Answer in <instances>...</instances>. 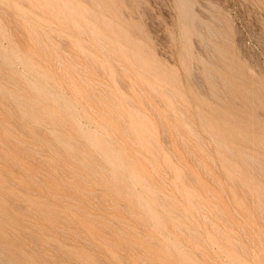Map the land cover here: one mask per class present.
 <instances>
[{"label": "rangeland", "instance_id": "1", "mask_svg": "<svg viewBox=\"0 0 264 264\" xmlns=\"http://www.w3.org/2000/svg\"><path fill=\"white\" fill-rule=\"evenodd\" d=\"M179 1L0 0V264H264V0Z\"/></svg>", "mask_w": 264, "mask_h": 264}, {"label": "bare ground", "instance_id": "2", "mask_svg": "<svg viewBox=\"0 0 264 264\" xmlns=\"http://www.w3.org/2000/svg\"><path fill=\"white\" fill-rule=\"evenodd\" d=\"M29 1H30V0H29ZM44 1L46 2V0H44ZM47 1H48V0H47ZM51 1H52V0H51ZM72 1H73V0H72ZM181 1H184V0H181ZM185 1H186V0H185ZM42 2H43V1H42ZM56 2H57V1H56ZM60 2H61V1H60ZM78 2H79V1H78ZM78 2L76 1V3H78ZM176 2H180V1H179V0L177 1V0H176ZM187 2H188V1H186V4H187ZM31 3H35V2H32V0H31ZM52 3H53V2H52ZM57 3H58V2H57ZM66 3H67V2H66ZM93 3H94V1H93ZM180 3H181V2H180ZM180 3H179V5H181ZM35 4H36V3H35ZM53 4H54V3H53ZM62 4H63V6H65L64 3H61V5H62ZM94 4H95V3H94ZM101 4H102V3H101ZM186 4H185V5H186ZM58 5H60V4H58ZM79 5H80V4H79ZM179 5H178V3H177V6H179ZM48 6H49V5H48ZM80 6H81V5H80ZM112 6H113V5H112ZM181 6H182V5H181ZM184 7H185V6H184ZM187 7H188V6H187ZM62 8H65L64 10L67 11V7H62ZM81 8H82V7H81ZM82 9H83V8H82ZM181 9H182V8L178 9V11L181 12ZM184 9H188V8H184ZM64 10H63V11H64ZM70 10L73 12V10H72L71 8H70ZM77 10H78V9H77ZM83 10H84V9H83ZM182 10H183V9H182ZM188 10H189V9H188ZM50 11H51V10H50ZM52 11H54V14H55V13L58 14L55 10L52 9ZM118 11H119V10H118ZM186 11H187V10H186ZM180 12H179V13H180ZM67 13H68V12H67ZM86 13H87V11L85 12V14H86ZM116 13H117V11H116ZM182 13H183V12H182ZM182 13H181V14H182ZM186 13H187V12H186ZM186 13H185V14H186ZM52 14H53V12H52ZM56 14H55V15H56ZM117 14H118V13H117ZM188 14L190 15L189 12H188ZM75 15H76V14H75ZM86 15H88V14H86ZM183 15H184V14H183ZM183 15H182V16H183ZM189 15H188V16H189ZM56 16L58 17L59 15H56ZM77 16H78V14H77ZM184 16H185V15H184ZM184 16H183L184 19H185V18L190 19V17H191V18L193 17V16L190 15V17L188 18L187 14H186V17H184ZM59 17H60V16H59ZM62 17H63V16H62ZM80 17H81V14H80ZM82 17H84V16H82ZM60 18H61V17H60ZM100 18H101V17H100ZM181 18H182V17H181ZM193 18H194V17H193ZM61 19H62V18H61ZM65 19H67V18H65ZM65 19L63 18L64 22H65ZM80 19H81V18H80ZM81 20H82V19H81ZM83 20H84V18H83ZM182 20H183V19H182ZM194 20H196V19H193V21H194ZM67 21H68V20H67ZM78 21H79V20H78ZM187 21H188V20H187ZM193 21H192V22H193ZM70 22H71V21H70ZM70 22H67V24H69ZM192 22H191V23H192ZM196 22H197V21H196ZM196 22H194V23L192 24V26H193ZM74 23H75V22H74ZM76 23H77V22H76ZM79 23H80V22H79ZM197 23H198V22H197ZM85 24H86V22H85ZM183 24H184V22H183ZM186 24H187V23H186ZM189 25H190V24H189ZM189 25H188V27H189ZM195 25H196V24H195ZM75 26L81 28L80 25L78 26V24L75 25ZM82 26H83V25H82ZM190 26H191V25H190ZM77 27H76V28H77ZM103 27H105V26H103ZM188 27H187V28H188ZM105 28H106V27H105ZM119 28H120V27H118V29H119ZM181 28H182V27H181ZM205 28H206V27H205ZM82 29H83V27H82ZM107 29H108V28H107ZM192 29H193V28H192ZM206 29H207V28H206ZM180 30H181V29H180ZM81 31H82V30H81ZM109 31H110V30H109ZM82 32H83V34H84V31H82ZM119 32H120V29H119ZM181 32H182V31H181ZM187 32H188V31H187ZM189 32H190V31H189ZM192 32H193V31H192ZM205 32H206V31H205ZM90 33H91V32H90ZM124 33H125V32H124ZM124 33H123V34H124ZM182 33H183V32H182ZM182 33H181V34H182ZM206 33H207V32H206ZM81 34H82V33H81ZM189 34H191V33H189ZM189 34H188V36H189ZM210 34H211V33H210ZM84 35H87V34H84ZM96 35H97V34H96ZM185 35H186V34H185ZM97 36H98V35H97ZM118 36H119V35H118ZM188 36H187V38H188ZM207 36H208V33H207ZM99 37H100V36H99ZM182 37H184V36L182 35ZM200 37H201V36H200ZM92 38H93V40L95 39V38H94V35L92 36ZM115 38H116V37H115ZM201 38L204 39V37H201ZM201 38H200V39H201ZM97 39H98V38H97ZM185 39H186V38H185ZM185 39H184V40H185ZM99 40H100V39H99ZM99 40H98V42L101 43V41H99ZM101 40H102V39H101ZM115 41H116V40H115ZM201 41H202V40H201ZM201 41H200V42H201ZM204 41L207 42V40H204ZM204 41L201 42V43H206V42H204ZM209 41H210V39H209ZM94 42H95V40H94ZM104 43H107V42H104ZM110 43H111V42H110ZM211 43H212V42H211ZM211 43L209 42L208 44H211ZM95 44H97V43L95 42ZM102 44H103V42H102ZM111 44H112V43H111ZM134 44H135V43H134ZM208 44H207V45H208ZM213 44H214V43H213ZM213 44H212V45H213ZM207 45H206V46H207ZM105 46H106V48H107V45H105ZM110 46H111V45H110ZM202 47H205V46H203V44H202ZM213 47H215V46L213 45ZM106 48H105V49H106ZM206 48H207V47H206ZM209 48H210V47H208L207 49H209ZM108 49H109V47H108ZM124 49H125V48H124ZM137 49H138V48H137ZM137 49H136V50H137ZM204 49H205V48H204ZM205 50H206V49H205ZM209 50H210V49H209ZM214 50H216V49L214 48L213 51H214ZM217 50H218V49H217ZM219 50H220V53H219V51H218L217 54H220L219 56L221 57V52H222V51H221V49H219ZM206 51H207V50H206ZM211 51H212V48H211ZM124 52H125V51H124ZM215 52H217V51H215ZM130 54H131V53H130ZM132 54H133V53H132ZM139 54H140V53H139ZM127 55H128V54H127ZM141 55H142V54H141ZM215 55H216V54H214V55L212 54V55H210V56L212 57V56H215ZM142 56H143V55H142ZM210 56H209V57H210ZM217 56H218V55H216V57H217ZM219 56H218V57H219ZM109 57H110V56H109ZM211 57H210V58H211ZM218 57H217V58H218ZM222 57H223V56H222ZM132 59H133V58H132ZM199 59H200V58H199ZM213 59H214V57H213ZM215 59H216V58H215ZM218 59H219V58H218ZM222 59H223V58H222ZM126 60H127V59H126ZM188 60H189V59H188ZM193 60H194V59H193ZM200 60H203V59H200ZM219 60H220V59H219ZM194 61H195V60H194ZM203 61H204V60H203ZM209 61H210V59H209ZM209 61H208V62H209ZM217 61H218V60H217ZM217 61L215 60V62H217ZM211 62H212V61H211ZM215 62H214V63H215ZM221 62H222V61H221ZM193 63H194V62H193ZM197 63H198V62H197V60H196V64H197ZM201 63H202V61H201ZM202 64H204V63H202ZM202 64H201V66H202ZM212 64H213V63H212ZM219 64H220V63H219ZM219 64H218V65H219ZM221 64H222V63H221ZM230 64H231V63H230ZM197 65H198V64H197ZM222 65H223V64H222ZM208 66H209V64H208V65L206 64V67H208ZM204 67H205V65H204ZM204 67H203V68H204ZM210 67H211V65H210ZM214 67H215V66H214ZM220 67H221V66H220ZM201 68H202V67H201ZM196 69H197V67H196ZM216 69L218 70V68H216ZM227 69H228V67H227ZM230 69H231V68H230ZM230 69H228V70H230ZM123 70H124V69H123ZM125 70H127V68H126ZM199 70H200V68H199ZM228 70H227V71H228ZM201 71H202V69H201ZM201 71H200V72H201ZM204 71H205V70H204ZM204 71H203V72H204ZM209 71L211 72V71H213V70H209ZM126 72H127V71H126ZM152 72H153V71H152ZM205 72H206V71H205ZM205 72H204V73H205ZM207 72H208V70H207ZM214 72H215V71H214ZM222 72H223V71H222ZM127 73H128V72H127ZM208 73H209V72H208ZM208 73H207V74L205 73V75L207 76ZM160 74H162V72H161ZM209 74H210V75H208V76H211V79H210V78L208 79V77H207V81H208V80H212V78H214V77H212L213 74H212V75H211V73H209ZM228 74H229V73H228ZM230 74H231V73H230ZM152 75H153V74H152ZM164 75H165V74H164ZM205 75H204V74L201 75V78H203V80H204ZM216 75H218V74H216ZM159 76H160V75H159ZM202 76H204V77H202ZM220 76H221V75H220ZM230 76H231V75H230ZM156 77H157V76H156ZM162 78H164V76H162ZM168 78H170V77H168ZM215 78H217V77L215 76ZM220 78H221V77H220ZM240 78H241V77H240ZM241 79H242V78H241ZM241 79H240V80H241ZM170 80H171V79H170ZM215 80H218V78L215 79ZM223 80H224V79L222 78V82H223ZM242 80H243V79H242ZM246 80H247V79H246ZM246 80H245V81H246ZM218 81H220V80H218ZM218 81H217V82H218ZM227 81H228V80H227ZM203 82H205V80H204ZM212 82H213V81H212ZM215 82H216V81H215ZM215 82H214V84H215ZM224 82H225V81H224ZM224 82H223V84H224ZM241 82H242V81H241ZM246 83H248V82L246 81ZM158 84H161V82L158 83ZM218 84H219V82H218ZM220 84H221V83H220ZM223 84H222V85H223ZM143 85H144V83H143ZM145 85H147V83H145ZM224 85H225V84H224ZM252 85H253V83H252ZM147 86H148V85H147ZM150 86H151V84H150ZM160 86H162V85H160ZM216 86H217V84H216ZM225 86L227 87V85H225ZM250 86H251V85H250ZM253 86H255V85H253ZM253 86H252V87H253ZM145 87H146V86H145ZM147 88H148V87H147ZM217 88H219V85H218ZM149 89H151V88L149 87ZM223 89H224V90H227V88L225 89V87H223ZM151 90L153 91V89H151ZM151 90H150V91H151ZM165 90H166V89H165ZM228 90H229V89H228ZM162 91H164V90L162 89ZM167 91H168V90H167ZM243 91H244V90H243ZM251 91H252V90H251ZM253 91H254V90H253ZM168 92H169V91H168ZM174 92H175V91H174ZM222 92H223V91H222ZM225 92H226V91H225ZM230 92H233V91L230 90L229 93H230ZM248 92H249V91H248ZM154 93H155V92H154ZM169 93H170V92H169ZM169 93H168V94H169ZM191 94H192V93H191ZM223 94H224V93H223ZM254 94H255V92H254ZM165 95H166V93H165ZM221 95H222V94H221ZM224 95H225V94H224ZM231 95H232V94H231ZM256 95H257V93H256ZM167 96H168V95H167ZM170 96H173L172 93H171ZM176 96H177V95H176ZM196 97H197V96H196ZM256 97H257V96H256ZM258 97H259V96H258ZM168 98H169V97H168ZM222 99H223V98H222ZM226 99H227V98H226ZM247 102H248V101H247ZM168 103H169V102H168ZM231 103H232V101H231ZM257 103H258V102H257ZM259 103H260V102H259ZM260 105H261V109H262V108H263L262 105H264V104L261 103ZM260 105H259V106H260ZM240 106H241V105H240ZM216 107H218V105H217ZM224 107L226 108L227 105H225ZM254 107H255V106H254ZM254 107H253V108H254ZM218 108H219V107H218ZM243 108H244V107H243ZM219 109H220V108H219ZM200 110H201V109H200ZM244 110H245V109H244ZM262 110H264V109H262ZM197 111L199 112V110H197ZM199 113H200V112H199ZM188 114H189V111H188ZM199 115H200V114H199ZM206 115H207V114H206ZM192 116H193V114H192ZM201 116H202V115H201ZM207 116H208V115H207ZM210 116H211V115H209L208 117H210ZM203 117H204V116H203ZM194 118H195V116H194ZM198 118H199V116H198ZM200 118H202V117H200ZM199 120H200V119H197L198 122H199ZM200 121H201V120H200ZM202 124H203V122H202ZM202 124H201V125H202ZM203 125H204V124H203ZM201 127H202V126H201ZM203 127H206V126H203ZM138 128H139V127H138ZM202 129H203V128H202ZM203 130H205V129H203ZM141 132H142V131H141ZM203 132L205 133V131H203ZM205 134L209 136L208 133H205ZM214 134H215V133H214ZM251 135H252V133H251ZM263 135H264V134H263ZM209 137H211V136H209ZM212 137H213V135H212ZM212 137H211L210 139H212ZM216 137H217V136H216ZM238 137H239V136H238ZM218 138H219V137H218ZM215 139L217 140V138H215ZM215 139H214V137H213V142H215V141H214ZM232 140H233V139H232ZM243 140H244V139L242 138V142H243ZM223 142H224V141H222L221 144H223ZM245 142H246V141H245ZM217 143H219V142H217ZM224 143H225V142H224ZM215 144H216V143H215ZM219 144H220V143H219ZM221 144L219 145V146L221 147V149H222L223 147H226L224 144H223L224 146H222ZM250 144H251V143H250ZM217 145H218V144H217ZM217 145H216L215 147H217ZM252 145H253V144H252ZM219 146H218V148H219ZM254 146H255V145H254ZM226 148H227L228 150L230 149V148H228V147H226ZM243 148H245V147H243ZM224 149H225V148H224ZM236 149H237V148H236ZM237 150H238V149H237ZM256 150H257V149H256ZM220 151H221V150H220ZM225 151H226V150H225ZM229 151H230V150H229ZM261 151H262V150H261ZM221 152H222V151H221ZM247 152H248V151H247ZM217 153H219V152H217ZM222 153H223V152H222ZM230 153H231V152H229V155H230ZM240 153H241V151H240ZM223 154H224V153H223ZM223 154H222V155H223ZM225 154H226V153H225ZM225 154H224V156H225ZM236 154H237V153H236ZM249 154H250V152H249ZM219 155H220V154H218V156H219ZM231 155H232V153H231ZM241 155H242V153H241ZM243 156H244V155H243ZM243 156H242V161H241V162L244 164V166H246L245 161L243 162V160H245V159H244L245 156H244V157H243ZM219 157H220V156H219ZM231 157H232V156H231ZM234 157H235V155H234ZM251 157H252V156H251ZM221 158H222V156L220 157V160H221ZM245 158L248 159L247 156H246ZM230 159H231V158H230ZM232 159H233V158H232ZM222 160L225 161L226 159H222ZM234 160H235V158H234ZM238 160H240V159H238ZM218 161H219V160H218ZM224 161H223V162H224ZM226 161H227V160H226ZM231 161H232V160H231ZM247 161H248V160H247ZM247 161H246V163H247ZM253 161L256 163V161H259V160H256V161H255V160H254V157H253ZM260 161H262V160H260ZM235 162H236V160H235ZM239 162H240V161H239ZM250 162H252V159H251ZM250 162L247 163V166H248V164L250 165ZM219 163H220V162H219ZM261 163H262V162H261ZM261 163H257L258 165H257L256 168H258V166L260 167V166H261V165H260ZM220 164H221V163H220ZM223 164H224V163H223ZM225 164H226V163H225ZM237 164H238V163H237ZM253 164H254V163H253ZM229 165H231V164H229ZM241 165H242V164H241ZM254 165L256 166V164H254ZM221 166H222V165H221ZM231 166H232V165H231ZM247 166H246V167H247ZM228 167H229V166H228ZM242 167H243V166H242ZM246 167H245V168H246ZM248 167H249V166H248ZM229 168H230V167H229ZM234 168H235V167H234ZM260 168H261V167H260ZM231 169H232V167L230 168V170H231ZM258 169H259V168H258ZM239 170H241V169H239ZM262 170H263V169H262ZM232 171H234V170L232 169ZM259 171H260V170H259ZM241 172H242V171H241ZM263 172H264V171H262V173H263ZM227 173H228V172H227ZM227 173H226V174H227ZM234 173H236V172H234ZM260 173H261V172H260ZM263 174H264V173H263ZM230 175L233 177V175H232L231 173H230ZM235 175H236V174H235ZM231 176H230V177H231ZM232 177H231V178H232ZM236 177H237V176H236ZM227 178H228V177H227ZM231 178H230V179H231ZM234 178H235V176H234ZM234 178H233V179H234ZM241 179H243L242 175H241ZM227 180H229V179H227ZM231 180H232V179H231ZM237 180H238V179H236L235 181H237ZM232 182H234V181H232ZM232 182H231V183H232ZM242 182H245L244 184L246 185V187H248V186H247L248 183H246V181H243V180H242ZM242 182H241V183H242ZM234 183H235V182H234ZM234 183H233V184H234ZM237 184H238V183H237ZM244 184L242 183L243 186H245ZM254 186H255V185L252 186L253 188L250 187L252 192H253L252 189H254ZM256 189L258 190L257 187H256ZM259 189H260V192H259V191H258V192H259V193H261V192L263 193V191H261L262 188L259 187ZM254 190H255V189H254ZM257 190H256V191H257ZM263 190H264V189H263ZM254 192H255V191H254ZM258 192H257L256 194H258ZM247 193H248V192H247ZM249 194H250V193H249ZM253 194H254V193H253ZM263 194H264V193H263ZM263 194H262V195H263ZM251 195H252V194H251ZM256 196H257V195H256ZM263 196H264V195H263Z\"/></svg>", "mask_w": 264, "mask_h": 264}]
</instances>
